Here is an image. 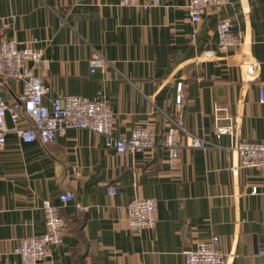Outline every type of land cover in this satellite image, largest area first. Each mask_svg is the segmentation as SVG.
<instances>
[{
  "label": "crops",
  "instance_id": "obj_1",
  "mask_svg": "<svg viewBox=\"0 0 264 264\" xmlns=\"http://www.w3.org/2000/svg\"><path fill=\"white\" fill-rule=\"evenodd\" d=\"M118 1L0 0V38H14L20 48L35 40L33 48L49 61L43 102L49 106L65 94L103 97L116 137L146 126L156 134L151 149L117 154L105 148L103 136L85 129H68L45 144L7 132L0 149V264H19L12 254L18 239L43 232L46 199L61 208L67 228L39 264H184L183 249L216 234L221 264H264V171L241 167L229 148L231 135L214 131L237 122L240 140L264 143V99L258 96L259 89L264 96V0L210 6L193 23L188 0L147 7V0L125 7ZM227 18L242 43L220 51L215 27ZM211 50L210 60L199 59ZM243 52L257 63L256 79L242 63ZM97 53L105 62L91 73ZM22 90L19 81L0 84L6 103ZM216 105L223 109L217 115ZM179 117L211 145L196 149L183 142L171 168L161 135L169 118ZM113 186L114 195L107 194ZM63 191L73 198L61 206ZM134 196L156 201L153 228L128 229L124 207Z\"/></svg>",
  "mask_w": 264,
  "mask_h": 264
},
{
  "label": "built area",
  "instance_id": "obj_2",
  "mask_svg": "<svg viewBox=\"0 0 264 264\" xmlns=\"http://www.w3.org/2000/svg\"><path fill=\"white\" fill-rule=\"evenodd\" d=\"M85 0H77L80 5ZM188 14L191 22H197L205 10L213 7H224L229 0H188ZM163 0H147L142 3L144 7L159 6ZM139 0H119L118 6H136ZM2 27L7 24L2 23ZM230 18L217 22L215 30L217 34V47L220 51H227L230 47L241 45L242 41L235 37L231 30ZM35 40L25 42L19 47L14 38H0V84L9 81H19L23 86L20 94L6 103L0 94V149L5 145V135L14 131L22 142L39 141L43 144L54 141L68 129H85L92 135L104 137V146L117 154L126 152H145L154 147L156 134L151 128L135 127L131 129L127 138L116 137L112 134L114 117L110 111L107 100L103 97L88 99L75 95H60L51 99L48 106L43 102L50 88L42 82V73L48 67V59L44 52L33 48ZM214 52L206 51L200 56V60H210ZM242 63L252 76L257 78V63L250 59L247 52L242 53ZM104 58L95 54L90 62V72L104 64ZM259 101L263 102V91H258ZM182 82L178 81L175 88V102L179 106L183 100ZM223 110L216 105L214 114ZM12 120V127L6 125V118ZM170 125L161 135V146L167 151V164L176 168L178 152L184 142L190 148L205 149L211 145L208 140L195 136L183 126L182 119L169 118ZM216 136L231 135L229 148L236 153L241 167H252L264 171V143L242 141L239 138L238 123L233 122L230 127L216 126ZM255 192V189H252ZM115 187H109L107 194L114 195ZM70 191H63L58 195L61 206L72 200ZM40 209L44 220V230L39 235L20 237L12 249V254L19 257V264H39L48 257V247L58 246L63 241V235L67 228L61 215V208L50 200L41 202ZM81 205L76 204L75 210L80 212ZM128 229L141 232L153 228L157 223L156 201L150 197H132L124 207ZM184 264H221L224 260V250L221 239L216 234L205 242H200L193 248L183 249ZM264 255V250L259 251Z\"/></svg>",
  "mask_w": 264,
  "mask_h": 264
}]
</instances>
